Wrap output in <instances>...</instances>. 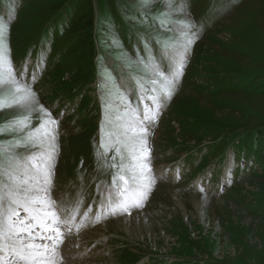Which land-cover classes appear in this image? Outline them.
I'll return each instance as SVG.
<instances>
[{"label": "rangeland", "instance_id": "rangeland-1", "mask_svg": "<svg viewBox=\"0 0 264 264\" xmlns=\"http://www.w3.org/2000/svg\"><path fill=\"white\" fill-rule=\"evenodd\" d=\"M19 1L0 2V17L9 21L11 4L6 44L12 66L17 76L26 69L38 104L58 120L50 195L60 210L83 203L96 215L108 200L97 195L111 189L114 171L100 168L96 157L103 119L101 80L110 74L141 111L149 103L140 101L143 89L130 77L146 79L135 63L145 56L166 74L169 70L161 42L172 33L153 19L163 0L147 16L136 0H111L112 6L101 4L99 10L92 0L89 39L61 59L64 43L47 36L46 29L41 32L45 26L36 32L41 20L51 17L40 15L41 6L59 0H27L20 7ZM185 2L188 17L203 27L174 95L147 138L156 182L143 207L88 226L73 236H79L78 245L65 238L58 251L65 264H264V144L254 139H264V0ZM65 6L61 11L67 14ZM132 17L137 21L129 22ZM99 18L114 19L116 29L99 28ZM56 19L50 18L51 23ZM79 29L63 40L82 42ZM37 35L39 45L32 51L28 39ZM125 57L130 67L122 66ZM91 66L93 73L86 74ZM14 112L4 110L0 123ZM11 139L0 136V143ZM17 151L25 154V149ZM134 215L143 217L142 228L127 233L110 225L125 224Z\"/></svg>", "mask_w": 264, "mask_h": 264}, {"label": "snow or ice", "instance_id": "snow-or-ice-1", "mask_svg": "<svg viewBox=\"0 0 264 264\" xmlns=\"http://www.w3.org/2000/svg\"><path fill=\"white\" fill-rule=\"evenodd\" d=\"M136 2L146 10L142 15L147 16L158 0ZM186 9L185 0H163L159 15L153 17L161 28L172 33L168 41L161 42L169 70L166 74L150 56L135 61L146 76L145 80L130 77L138 89H143L140 101L149 102L142 111L128 102L126 93L120 91L110 74L101 80L103 119L96 157L100 168L114 170V191L108 193V208L113 215L143 207L156 182L150 175L147 138L165 102L174 95L190 47L203 27L191 21ZM8 16L10 21L11 4ZM174 16L179 18L173 19ZM9 21L0 17V114L15 110L0 123V136L12 137L7 143H0V264H58L57 254L63 243L60 225L70 222L61 219L57 202L50 195L58 120L38 104L25 79L26 69L17 76L12 66L6 44ZM121 63L130 67L132 61L125 57ZM34 119L38 120L35 126ZM21 148L25 149L23 155L17 151ZM109 152L114 153L110 162ZM18 209L26 214L23 218ZM99 219L97 215L96 221Z\"/></svg>", "mask_w": 264, "mask_h": 264}, {"label": "trees", "instance_id": "trees-1", "mask_svg": "<svg viewBox=\"0 0 264 264\" xmlns=\"http://www.w3.org/2000/svg\"><path fill=\"white\" fill-rule=\"evenodd\" d=\"M2 1H8V0H0V2ZM22 4H21V2ZM20 6H22L25 2H27V0H20ZM95 5L97 7V9L99 10V6L102 4L103 7H110L112 6L114 3L111 0H94ZM65 6V8L69 9L67 14L62 13V7ZM41 10H43L40 15L43 14H49L51 15L50 18L56 16L57 19L54 23L52 20L50 21V18L48 19H42L41 22L39 23V25L36 27L37 30L36 32L40 31L44 26V28L42 29L41 32L47 31V36L49 35H54L55 36V40L56 41H61L63 42V48H65V52L63 51L60 59L66 56L67 52H75L78 48V45H82V43L86 40L89 39L90 35H91V28L93 26V6H92V0H59L56 2H52L49 4H45L43 6H41ZM65 17L68 19L69 22H65ZM126 19L128 18V16L125 17ZM125 19V20H126ZM50 21V23H49ZM131 21H137L135 18H131L129 20V22ZM49 26L46 28V25ZM99 24V28L102 27L104 29H109L111 31V29H116V21L114 19H101L99 18L98 21ZM82 29L83 30V40L82 42H77L79 38L75 39H70V43L68 44L67 41L63 40V38L69 34L74 33L77 29ZM79 29V30H80ZM108 30V31H109ZM40 32V33H41ZM88 34V35H87ZM40 35H37L34 39L33 36L30 37L28 39V42H30L29 44H32V51H34V49L36 48V46L39 45V40H40ZM34 47V48H33ZM53 48V46H52ZM81 48V47H80ZM53 49H51L50 54H52ZM33 53V52H32ZM78 55V54H77ZM84 55V54H83ZM87 55V56H86ZM86 57H89V54H86ZM80 70V69H79ZM79 70H77L79 72ZM75 72L74 74L78 73ZM82 68H81V72H82ZM94 71L93 66H91V68H88L86 70H84V72L86 74L91 75ZM80 73V72H79ZM73 74V76H74ZM255 139V144H264V139L261 138V136L256 135L254 137ZM255 152H257V149L255 148Z\"/></svg>", "mask_w": 264, "mask_h": 264}, {"label": "bare ground", "instance_id": "bare-ground-1", "mask_svg": "<svg viewBox=\"0 0 264 264\" xmlns=\"http://www.w3.org/2000/svg\"><path fill=\"white\" fill-rule=\"evenodd\" d=\"M175 196V195H174ZM18 211L20 212V218H23L26 214L23 212V210H21V209H18ZM106 211H108V210H106ZM83 214L80 212V213H78L76 216H75V218L73 219L75 222L78 220V218L80 217V216H82ZM72 216V215H71ZM77 216H78V218H77ZM134 216H136V215H134ZM81 218V217H80ZM74 222V223H75ZM73 223H72V220H70V222H68L67 223V226H71ZM75 225H76V223H75ZM111 226H113V227H116L115 228V230H121V231H123V232H127V233H130V231L132 230V229H134V228H142L143 227V225H144V219H143V217L140 215V216H136V217H134L133 218V220L132 221H129V222H126L125 224H122V223H114V224H110ZM134 227V228H133ZM136 230V229H135ZM77 237H79V236H76V237H72L70 240H72V239H74L72 242H74L73 243V246H75V245H78V243H76V238ZM68 240V239H67ZM64 241H66V240H64ZM71 247V246H70ZM71 251V250H70ZM57 261H58V264H65V262H64V259H63V257H62V255H60V254H58L57 255Z\"/></svg>", "mask_w": 264, "mask_h": 264}]
</instances>
